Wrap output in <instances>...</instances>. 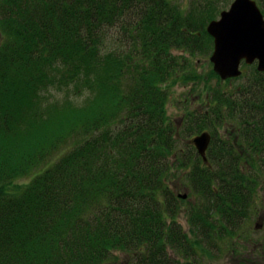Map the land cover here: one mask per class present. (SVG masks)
Returning <instances> with one entry per match:
<instances>
[{
    "label": "trees",
    "instance_id": "1",
    "mask_svg": "<svg viewBox=\"0 0 264 264\" xmlns=\"http://www.w3.org/2000/svg\"><path fill=\"white\" fill-rule=\"evenodd\" d=\"M208 7L0 0V264H179L186 244L231 242L264 168L248 150L264 144V87L230 95L186 67L212 48ZM189 86L183 100L222 107L182 108L177 126L170 89ZM203 132L207 163L189 142Z\"/></svg>",
    "mask_w": 264,
    "mask_h": 264
},
{
    "label": "rangeland",
    "instance_id": "2",
    "mask_svg": "<svg viewBox=\"0 0 264 264\" xmlns=\"http://www.w3.org/2000/svg\"><path fill=\"white\" fill-rule=\"evenodd\" d=\"M206 1L207 0H171L172 4L178 5L180 8L184 9V12L188 11L189 10L188 8L190 6H192V7L193 6H197V8L201 7V6H204V5H206ZM204 21H205V18H204ZM209 22H207V24ZM199 25L201 26V23H199L198 26ZM175 53H177L179 55H183L184 54L180 50L179 51H175ZM211 53H212V50L210 49V51H207L206 54L197 55V56H194L193 58H190V59H188V56L185 55V57L188 59L186 67L190 68V69L191 68H195L194 69L195 73L198 76L206 77L207 73H209L212 70L211 69L212 68V63L210 62ZM263 74L264 73H259V71H255L253 69V67H252V69L245 70L242 73V75H240V76H238L236 78L228 79L226 81H221L217 76H214V77H212V79L211 78L210 79H206V81L208 80V85L212 86V88L216 87V88L219 89V91L221 89L225 90V88H226L227 91L230 92L229 93L230 95H236L237 94V92H236L237 89L236 88H238L240 85H244L245 88H248L251 85H256V86L263 85V87H264V75ZM190 84L193 85L194 82L191 81ZM220 87H221V89H220ZM193 88H194V86H189L188 88L175 87V88H171L170 89V91H172L173 94H172V100L167 105L166 113H167L168 116L172 117V119L175 121L173 123H175L177 126L180 123L179 120H180V116L182 115V112H180V110L182 108H183L184 111L185 110H190V111L196 110L198 114L205 113L207 115H210L212 113L213 109H217V108H221L222 107L221 104H219V103L217 104V102L215 104L216 107H214V108L213 107H207L205 105V101H203V99L201 98V97H204L203 95H201V97L194 96V97H190L188 99L183 100L185 95L188 94L190 90L192 91ZM263 90L264 89H262L261 86H260V88L257 90V91H259L258 94H260L262 92L264 93ZM214 92H216V91H214ZM50 98H52V99H58L59 98L60 99L59 95H57L54 91L51 92V97ZM261 98H264V96L261 97ZM196 99L201 104L195 103L194 100H196ZM68 100L77 101V99L75 97H73V95H70L68 97ZM188 101H190V104H189ZM186 103H187V105H186ZM245 113H246V111H245ZM199 121L202 123V120L197 116V122H199ZM228 122L229 121L226 120V122H224V125L223 124L220 125V128H218L216 126L215 127V129H216L215 131H219V133H222V134L223 133L233 134V131L231 130V127L229 126ZM223 138H225V134H223ZM185 140L186 139L179 140L178 142H175L177 144V147L179 148V150L180 149H185V146H184ZM173 160H174V158L171 160V162H173ZM260 170L261 171H258V176H259L258 180H260V182L262 183V187L259 189L258 196L259 195L263 196L262 206L264 208V168H262ZM30 179H31L30 177H26V178H23V179H20V180H30ZM185 181L186 180H181V182H179L177 180L176 181L174 180L175 184L177 183L178 186H179L177 191H176L178 194H184V193L187 194L188 190H186L185 187L183 186V183ZM172 185L174 186L173 183H172ZM179 221L182 223L181 225L184 226V229L187 230V228H185V225H184L185 224L184 218L180 217ZM256 221H257L256 215H254L253 217H251V219L249 218L248 220L246 219L245 221H243L241 223V225L239 226V228H241V229L238 232H240V234H244V233L249 234L251 236V238L253 239L251 241V243L253 241L255 242L256 239H260L261 240V236H262L261 235V231L253 230L254 229V224H255ZM235 241L239 242V243L242 242L241 239L237 238V237H236ZM261 242L264 243V241H261ZM242 247H244L247 250V252L250 249V247L248 245H244L243 243H242ZM211 254H212V256L206 255V256H200V257H198V254H197L195 256V259H193V260H195L196 262L200 261L202 264H229L228 263L229 262L228 261V257H226V258L223 257V255L220 254V252L214 251ZM170 255L174 259H177V256L173 255L172 252H170ZM117 256H118V260H116V263L112 260L108 264H132L131 262L135 261V260H131L130 257L128 255H126V254H118ZM242 258H244V257L243 256H239L237 259L241 261ZM180 259H182V258H180ZM238 260H236L235 264L238 263L237 262ZM232 263H233V260H232Z\"/></svg>",
    "mask_w": 264,
    "mask_h": 264
},
{
    "label": "water",
    "instance_id": "3",
    "mask_svg": "<svg viewBox=\"0 0 264 264\" xmlns=\"http://www.w3.org/2000/svg\"><path fill=\"white\" fill-rule=\"evenodd\" d=\"M232 9H245L247 22L241 23L230 20ZM219 21H211L206 31L214 41L210 62L213 71L224 81L241 75L240 63L245 60L247 64L258 60V70L264 72V21L255 7L242 3H235L229 11L221 14ZM226 26L225 32L222 26ZM196 148L204 163H207L206 149L210 142V134L203 132L190 141ZM182 199L186 194L181 195Z\"/></svg>",
    "mask_w": 264,
    "mask_h": 264
},
{
    "label": "flooded vegetation",
    "instance_id": "4",
    "mask_svg": "<svg viewBox=\"0 0 264 264\" xmlns=\"http://www.w3.org/2000/svg\"><path fill=\"white\" fill-rule=\"evenodd\" d=\"M211 7H208L213 10L211 21H219L221 19V14L225 11H229L231 7L235 4L238 3V6L242 5V3L248 4L250 7H255L257 9L259 15L261 16L262 20L264 21V0H210ZM247 11L245 9H232V16H230V20L232 21H238L241 23L247 22V18L245 17ZM223 32L226 30V26L221 27ZM212 38V37H210ZM214 39L212 38V48L214 47L213 43ZM211 48V49H212ZM213 51V49H212ZM240 66L243 71L245 70H250L253 69L255 71L258 70V60L255 59L251 63L247 64L245 60H242L240 63ZM243 66V67H242ZM260 73V72H259ZM197 104H201L198 100H195ZM218 128H220V125H217ZM224 127V126H223ZM218 132V131H217ZM219 133V132H218ZM220 134V133H219ZM225 134L226 137V133ZM223 134H220L223 136ZM227 139L230 141L234 142V138L231 135H227ZM262 146H249L248 150L249 152H252V150L257 149L258 151H263L264 144L259 143ZM257 183V184H256ZM262 187V183L260 180L255 181V190L256 193L252 196L251 200L253 204L251 205V210L250 215L247 218V220L254 215H256L257 221L254 224V229L256 231H261V240L256 239V241L251 243L253 240L249 234H240V229L239 227L234 228L233 230L235 231V235L230 237H227V240L232 239L231 242H226L224 244H210L209 243H191L189 246L190 247L189 251L190 254H185L183 255L182 259H168V263H179V264H202L200 261L196 262L195 256L198 254V257L200 256H212L211 253L214 251L220 252V254L223 255V257H228V263L229 264H235L237 258L239 256H243L242 260H238L237 264H264V243L261 241H264V208L262 206V201H263V196L259 195V189ZM238 233V234H237ZM237 235V236H236ZM236 237L241 239V243L236 242ZM242 243L244 245H248L250 247L249 251L242 247ZM203 250L205 252H203ZM173 253V252H172ZM236 254V255H235ZM171 256V255H169ZM216 259V258H215ZM214 259V260H215ZM223 259V258H222ZM233 260V263H232Z\"/></svg>",
    "mask_w": 264,
    "mask_h": 264
}]
</instances>
